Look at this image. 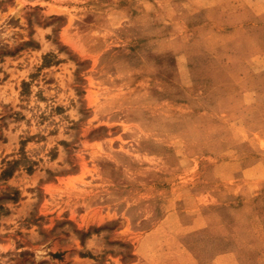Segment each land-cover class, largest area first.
<instances>
[{
    "label": "rangeland",
    "instance_id": "obj_1",
    "mask_svg": "<svg viewBox=\"0 0 264 264\" xmlns=\"http://www.w3.org/2000/svg\"><path fill=\"white\" fill-rule=\"evenodd\" d=\"M0 264H264V0H0Z\"/></svg>",
    "mask_w": 264,
    "mask_h": 264
}]
</instances>
